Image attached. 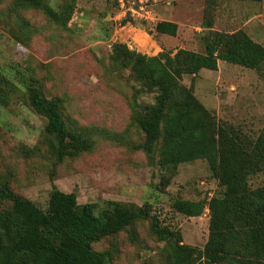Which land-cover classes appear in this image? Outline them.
<instances>
[{
  "label": "rangeland",
  "instance_id": "obj_1",
  "mask_svg": "<svg viewBox=\"0 0 264 264\" xmlns=\"http://www.w3.org/2000/svg\"><path fill=\"white\" fill-rule=\"evenodd\" d=\"M21 1L0 0V76L19 87L10 90L7 102H0V185L9 183L16 194L42 208L54 187L75 192L80 204L96 202L100 210L108 201L148 204L152 215L180 233L182 243L204 248L210 214L204 210L190 217L177 212L173 203L185 199L207 205L219 181L205 159L161 168L158 152L150 156L138 147L145 141L133 117L138 83L130 69L117 67L110 57L115 42L148 55L162 52L156 25L119 20L118 0H42L58 13L68 8L66 24ZM166 1L152 0L158 14ZM170 8L181 25L168 51L205 52L204 22L226 32L243 29L264 45V0H172ZM29 71L47 98L62 99L69 125L89 131L91 150L58 162L47 120L29 105L23 90L22 74ZM182 82L221 123L258 136L264 126V65L255 70L220 60L217 70L186 74ZM137 101L153 103L154 93ZM249 183L252 188L264 185V173L252 175ZM93 246L108 253V264L171 263L170 249L154 234L149 219Z\"/></svg>",
  "mask_w": 264,
  "mask_h": 264
},
{
  "label": "trees",
  "instance_id": "obj_2",
  "mask_svg": "<svg viewBox=\"0 0 264 264\" xmlns=\"http://www.w3.org/2000/svg\"><path fill=\"white\" fill-rule=\"evenodd\" d=\"M20 5L42 8L62 24L71 18L68 8L58 13L42 0H22ZM203 25L205 52L179 48L175 53L164 49L148 55L115 42L110 57L117 67L130 69L138 83L133 117L145 136L138 147L150 156L158 152L161 168L205 159L219 181L207 205L185 199L173 203L177 212L190 217L202 215L209 207V239L204 248L182 243L179 232L151 214V205L108 201L100 210L98 203L80 204L75 192L54 187L42 208L16 194L6 182L0 185V264H108V253L96 250L94 242L130 229L142 219L150 220L154 234L169 247L170 264H264V185L252 188L249 183L252 175L264 173V126L257 137H251L221 123L193 88L182 82L186 74L217 70L220 60L260 70L264 45L243 29L226 32L213 29L209 22ZM155 31L176 36L178 24L161 20ZM29 72L28 77L22 74L23 90L29 105L47 120L46 132L54 138L58 162L91 150L89 131L69 125L62 99L47 98ZM10 90L19 87L0 76L1 103L8 101ZM149 93H154L153 103H138V97Z\"/></svg>",
  "mask_w": 264,
  "mask_h": 264
},
{
  "label": "built area",
  "instance_id": "obj_3",
  "mask_svg": "<svg viewBox=\"0 0 264 264\" xmlns=\"http://www.w3.org/2000/svg\"><path fill=\"white\" fill-rule=\"evenodd\" d=\"M118 5L121 9L119 16L121 21L127 17L138 19L150 25H156L161 21L159 14L155 10V2H152V0H118ZM125 27L126 24L121 26L123 30ZM209 211V207L206 206L205 214H209Z\"/></svg>",
  "mask_w": 264,
  "mask_h": 264
},
{
  "label": "crops",
  "instance_id": "obj_4",
  "mask_svg": "<svg viewBox=\"0 0 264 264\" xmlns=\"http://www.w3.org/2000/svg\"><path fill=\"white\" fill-rule=\"evenodd\" d=\"M171 2H172V0H167L166 1L167 6H165V8H163V9L160 8V10H161L160 13L161 14H159V17H160L161 20H168V21L176 22L178 24V27H179L181 25V20H180V18H179V16L177 14H174V10H172V8H170ZM155 4H157V2ZM217 27H219V26L215 25V28L214 27H212V28L213 29H218ZM121 30H123V29L121 28ZM158 34L159 35L157 37V42L159 44L160 50L163 51L164 49L169 48L170 46L173 45L174 41L172 39H174L173 38L174 36L168 35V34H165V33H158ZM133 39L135 40V38H133ZM176 51H177V49L174 51V53Z\"/></svg>",
  "mask_w": 264,
  "mask_h": 264
}]
</instances>
